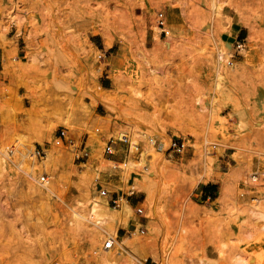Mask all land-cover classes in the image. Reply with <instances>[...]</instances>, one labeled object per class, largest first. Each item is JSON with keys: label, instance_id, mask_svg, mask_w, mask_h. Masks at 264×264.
Returning a JSON list of instances; mask_svg holds the SVG:
<instances>
[{"label": "rangeland", "instance_id": "374dc122", "mask_svg": "<svg viewBox=\"0 0 264 264\" xmlns=\"http://www.w3.org/2000/svg\"><path fill=\"white\" fill-rule=\"evenodd\" d=\"M263 168L264 0H0V264H264ZM95 200L126 202L142 221L117 240L145 247L105 249Z\"/></svg>", "mask_w": 264, "mask_h": 264}, {"label": "built area", "instance_id": "2783aa9c", "mask_svg": "<svg viewBox=\"0 0 264 264\" xmlns=\"http://www.w3.org/2000/svg\"><path fill=\"white\" fill-rule=\"evenodd\" d=\"M158 25L159 27H161V34H165L167 36L169 32L165 29V16L163 13L158 14ZM243 48H244V41L243 40L236 41V50L241 51ZM120 140L123 142H127V137L124 136L123 140L122 139ZM73 144H74L73 141L70 140V138L68 137L67 133L64 130H62L61 133L56 137V145L66 147V146H72ZM170 149H172L173 152L178 153V154L183 153L186 149V143L184 140H181V139L172 140ZM85 150H86V145L81 149V151L85 153L83 157L88 155ZM106 151L109 154H111L113 152L112 146H108ZM34 155L37 157L38 160H42L46 156L45 151L43 149H38V148L35 149ZM39 182L43 184H47L48 177L46 175H42L40 177ZM248 184L250 187H253V189L257 190L256 196L253 197L254 201H259V200L264 199V168L252 172L249 177ZM259 189H262V191L258 192ZM102 195L104 196L106 195L105 190L102 191ZM112 203L116 207L120 206L117 200H112ZM137 212L141 214L143 213V209L138 208ZM113 245H114V242L112 239H110L109 241L105 242L104 248L109 250L113 247Z\"/></svg>", "mask_w": 264, "mask_h": 264}, {"label": "bare ground", "instance_id": "6f19581e", "mask_svg": "<svg viewBox=\"0 0 264 264\" xmlns=\"http://www.w3.org/2000/svg\"><path fill=\"white\" fill-rule=\"evenodd\" d=\"M219 59L221 60L222 57H220ZM21 172H23V171H21ZM27 175H28V177H30L31 180L36 181L35 174L33 173V171L26 172V176ZM44 189L45 190H44L43 193L48 194V193L52 192L51 189H50V187H45ZM102 202H103L102 200H95V201H92L90 203L89 215H88L89 218L91 220H94L96 222V224H98L101 228L104 229V231L107 233V235H109L110 239L113 240V242H114V244L116 246L119 245V246H121L126 251H127V249H131V250H134V251H139L142 248H144L145 247V244L141 243L137 239L130 240L129 242H127L123 246L117 240V225H120L121 224V222L124 220V217L125 216L126 217L129 216V214L132 212V208L126 202H124L123 203V206H122V208L120 210H115L116 208L115 209H113V208H107L108 206L107 207H106V205L104 206L102 204ZM72 218H73V220L76 223H79V220L78 219L80 218V214L79 213H74L73 216H72ZM82 219L83 220H86V219H84V217ZM107 252L109 253V251H107ZM132 257L135 258L133 255H132Z\"/></svg>", "mask_w": 264, "mask_h": 264}, {"label": "crops", "instance_id": "0c3cea01", "mask_svg": "<svg viewBox=\"0 0 264 264\" xmlns=\"http://www.w3.org/2000/svg\"><path fill=\"white\" fill-rule=\"evenodd\" d=\"M245 37H246V31L243 29V27L233 26L231 28L230 32L227 33L225 41L229 43V42H233L234 38H235V41H237L238 39L239 40H244ZM223 41H224V39H223ZM8 79H9L8 81L4 80V82L6 84H9L10 80L14 79V77H10V78L8 77ZM18 92L21 93L20 90ZM121 160H122V156L121 155H117L111 161L119 162ZM216 186H217L216 181H211V182H208L207 184L203 185V188H202V191H201V194L203 196L202 198L205 199V200L214 199V197L216 195V188H217ZM144 197H145L144 191H142V190L134 191V190H131V189H125L124 191H122V193H120V191H119L118 195L117 196L114 195L113 197H111L110 200L111 201L112 200H117L119 205H120V202L123 199L130 206L138 209V208H141L142 204L144 203V200H145ZM126 218L127 217L125 216L124 220L121 222L122 226H121L120 230H121L122 233L125 232V231H128L129 228L135 226L136 223H138V222L141 223V221H142L139 218H132V219H130V221L128 223V226H125L124 224L126 223ZM119 237L122 238L124 236L121 234V236H119Z\"/></svg>", "mask_w": 264, "mask_h": 264}]
</instances>
